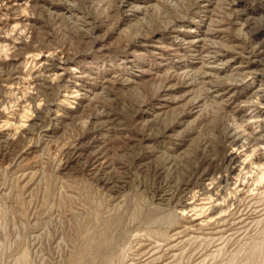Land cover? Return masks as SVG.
Returning a JSON list of instances; mask_svg holds the SVG:
<instances>
[{"label":"rangeland","instance_id":"rangeland-1","mask_svg":"<svg viewBox=\"0 0 264 264\" xmlns=\"http://www.w3.org/2000/svg\"><path fill=\"white\" fill-rule=\"evenodd\" d=\"M263 53L264 0H0V264H264V182L245 168L264 153L235 149L232 175L227 158L234 128L260 133L264 78L236 67ZM66 57L101 94L72 119L71 72L41 77Z\"/></svg>","mask_w":264,"mask_h":264},{"label":"bare ground","instance_id":"bare-ground-1","mask_svg":"<svg viewBox=\"0 0 264 264\" xmlns=\"http://www.w3.org/2000/svg\"><path fill=\"white\" fill-rule=\"evenodd\" d=\"M133 3V2H132ZM140 8V7H139ZM191 29V28H190ZM180 31H183V29H180ZM191 31H194L193 29L192 30H189V32H191ZM179 32V31H178ZM259 32V31H258ZM207 34V33H206ZM205 34V35H206ZM193 35V34H192ZM204 35V34H203ZM203 35H200V34H196V36L193 38V40H190V41H188V42H186L187 44H200V43H202V42H204L205 40H206V38H208V37H204ZM176 38V35L174 34L173 36H172V42L174 41V39ZM187 39V38H186ZM177 44V43H176ZM141 46H143L144 48H149V49H155V50H153V52L152 53H154V54H156L155 52L156 51H159L160 53H161V51H163V48H165L164 47V43L159 39V38H157V39H155L154 41H152V42H149V41H146V42H144V43H142L141 44ZM170 46H171V50H172V48L174 47V44H170ZM234 49H236V48H234ZM174 50H176V49H174ZM260 50V49H259ZM259 50H258V52H259ZM177 52H179V50L177 51ZM255 53V52H254ZM261 53V52H260ZM158 54V53H157ZM264 54V53H263ZM160 55V54H159ZM258 55V54H257ZM52 57V56H51ZM254 58V57H253ZM260 58V57H259ZM258 58V59H259ZM261 59V58H260ZM259 59V60H260ZM262 60V59H261ZM49 61H52L51 62V64L49 65V67H51L50 69H49V75H42L41 77L43 78V80H44V83L46 82H48V85H50L49 84V82L51 81V77H53V76H56L58 79L59 78H61L62 79V77H65L64 75L65 74H67L68 72H71V74L73 75V76H71V80L69 79V80H67V82H65V84H67L66 86H65V84H63L67 89H66V94L64 95L65 96V98H66V100H65V104H69L70 103V99L69 98H73V101H72V104H74V105H72V106H70V107H65L64 106V108H68V111L67 112H65L64 114H63V116L65 117V118H69V119H72L73 118V115H74V113H76V114H78L85 106H86V104L87 103H89V104H91L92 103V101L96 98V97H98L99 96V92H98V90H99V88H97L98 87V85H97V83L94 81V77H89V75L87 74V72L85 73V71H83V72H81V71H79L78 69H77V65H72V60H70V58H65L63 61H61V62H55L53 59H51V60H49ZM131 61V60H130ZM261 62V61H260ZM242 64V63H241ZM251 64V63H250ZM60 65V66H59ZM219 66V65H218ZM223 66V65H222ZM250 66V65H249ZM259 66V65H258ZM48 67V66H47ZM217 67V66H216ZM218 68V67H217ZM264 68V67H263ZM60 69V70H59ZM216 69V68H215ZM218 69H220V68H218ZM42 70H43V68H42ZM44 70H46V69H44ZM43 70V71H44ZM78 70V71H77ZM221 70V69H220ZM236 70H237V75H244L243 77H245L246 78V76H248V75H252V76H255V77H253V78H260V77H263L264 78V69L263 70H257L256 68L255 69H252V70H250V68H248L247 66L245 67V66H238V67H236ZM61 71V72H60ZM235 71V70H234ZM45 72H47V71H45ZM51 72V73H50ZM89 72V71H88ZM140 72L141 73H143L144 71H142V70H140ZM42 73V72H41ZM44 73V72H43ZM45 74H47V73H45ZM36 75V74H35ZM93 75V74H92ZM70 76V75H69ZM209 76V75H208ZM116 77V76H115ZM237 77V76H236ZM239 77V76H238ZM9 78V77H8ZM70 78V77H69ZM209 78H210V76H209ZM242 78V77H241ZM251 78V77H250ZM249 78V79H250ZM33 79V78H32ZM72 79H74V80H72ZM114 79V78H113ZM15 80V79H14ZM33 80H35V79H33ZM32 80V81H33ZM39 80H41V79H39ZM127 80H129V77H128V79ZM239 80V79H238ZM243 80V79H242ZM254 80H256V79H254ZM260 80H261V78H260ZM17 81V80H16ZM66 81V80H65ZM102 82V81H101ZM213 82V81H212ZM245 82V81H244ZM249 82V81H248ZM36 83V82H35ZM35 83H33V85L35 84ZM40 84H41V82H39ZM51 83V82H50ZM208 83V82H207ZM239 83V82H238ZM243 83V82H242ZM38 84V83H37ZM36 84V85H37ZM52 84V83H51ZM261 85H262V83H260ZM30 85H32V84H30ZM36 85H34V86H36ZM44 85V84H43ZM104 85V84H103ZM106 85V84H105ZM38 86H40V85H38ZM61 86H62V84H61ZM102 86V85H101ZM216 86V85H215ZM219 87V86H218ZM226 87V86H225ZM228 87V86H227ZM236 87V86H235ZM239 87H237L236 89H238ZM257 88H258V86H257ZM98 89V90H97ZM212 89V88H211ZM39 89L37 88V91H38ZM220 90V89H219ZM218 90V91H219ZM227 90V89H226ZM41 91H42V89H41ZM217 91V92H218ZM224 91V90H223ZM40 92V91H39ZM101 92V91H100ZM214 92V91H213ZM212 92V93H213ZM228 92V91H227ZM226 92V93H227ZM237 92V91H236ZM42 92H40V94H41ZM45 95H48V93L46 94L45 93V91L43 92ZM102 93V92H101ZM221 93V92H220ZM43 94V95H44ZM256 94L258 95V98H257V102H258V105H255V106H253L252 105V107H258V108H260L261 110L263 109L264 110V83H263V85L262 86H260L258 89H256ZM101 95V94H100ZM103 95V94H102ZM223 95V94H222ZM221 95V96H222ZM38 96H40V95H38ZM224 96V98H226V96L225 95H223ZM222 96V97H223ZM236 96V95H235ZM257 97V96H256ZM31 98H33V97H31ZM218 98H219V95H218ZM236 98V97H235ZM250 98V97H249ZM34 99V98H33ZM217 99V98H216ZM239 99V98H238ZM256 99V98H255ZM220 100H222V98L220 99ZM230 100V99H229ZM229 100H227V101H229ZM236 100V99H235ZM247 100H248V98H247ZM250 100V99H249ZM167 101V100H166ZM238 101V100H237ZM251 101V100H250ZM256 101V100H255ZM96 102H98V101H96ZM225 102V101H224ZM232 102H233V100H232ZM231 102V103H232ZM248 102V101H247ZM252 102V101H251ZM30 103V102H29ZM94 103V102H93ZM92 103V104H93ZM254 103V102H253ZM89 104H88V107H89ZM91 104V105H92ZM96 104V103H95ZM101 104V103H100ZM250 104V103H249ZM255 104V103H254ZM164 105H165V103H164ZM228 106V105H227ZM231 106H232V104H231ZM240 106V105H239ZM163 107H165V106H154L153 107V109H155V112L153 111V109H152V113H150V115H157L158 113H160V112H158V110H161ZM243 108V107H242ZM257 108V109H258ZM250 109H252V108H250ZM241 110V109H240ZM254 110V109H253ZM248 111V110H247ZM254 111H258V110H254ZM38 112H39V110H38ZM104 112V111H103ZM151 112V111H150ZM238 112V111H237ZM252 112V111H251ZM263 112V111H262ZM248 113H249V111H248ZM252 113H254V112H252ZM257 113V112H256ZM261 113V112H260ZM73 114V115H72ZM104 114H107V113H104ZM262 114V113H261ZM261 114H260V116H261ZM264 114V113H263ZM108 115V114H107ZM247 115H249V114H247ZM245 116V118L247 117L248 118V116ZM252 115V114H251ZM102 116H103V114H102ZM158 116V115H157ZM244 117V116H243ZM242 117V119L243 120H239V118H238V120L240 121H238V123H243L244 124V122L247 120V119H244ZM254 117V116H253ZM264 117V116H263ZM235 118H236V114H235ZM234 118V119H235ZM108 119V118H107ZM151 118H149L148 120H150ZM252 119V118H251ZM254 119V118H253ZM100 120V119H99ZM147 120V119H146ZM237 120V119H236ZM107 121V120H106ZM109 121H110V119H109ZM101 122V121H100ZM148 122V121H147ZM234 122H235V120H234ZM250 122H254V121H250ZM109 123V122H108ZM237 123V124H238ZM245 123H247V122H245ZM259 125L260 126H258L259 128H260V133H258V134H256V135H254V137H250V136H252V134H248V135H245L244 134V132L245 131H243V133L242 132H240V131H238L239 129H237V128H234L231 132V138H232V140H231V144H233V146L235 147L234 149H233V151H231L228 155H227V158H228V162H229V174H235L236 173V171L238 170V168L239 167H243L245 164H246V162H247V158L244 160V161H241L240 159H241V156L239 155V153H237V152H235V149H237V150H240V149H242L243 150V148H245L246 147V149H245V151L247 152V154H248V158H250V157H252L253 155L254 156H256L257 154V151H261L262 153H264V119L263 118H261V120H259ZM235 124V123H234ZM240 124L238 125V128H239V126H240ZM243 124H241V125H243ZM249 124V123H248ZM252 124V123H251ZM109 126V125H108ZM111 127V126H110ZM234 127V126H233ZM237 127V126H236ZM242 126H240V128H241ZM254 127H256V126H254ZM257 127V128H258ZM106 128V127H105ZM114 128V127H113ZM110 129V128H109ZM256 130V129H255ZM242 131V130H241ZM255 132V131H254ZM258 132V131H257ZM23 136V135H22ZM25 136V135H24ZM23 136V137H24ZM172 135H170V137H171ZM101 137V136H100ZM4 139H10V136H9V138H4ZM252 139V143H248L247 141H249V140H251ZM6 140V141H7ZM96 140V139H95ZM104 141V140H103ZM97 142H98V139H97ZM103 145V144H102ZM101 145V146H102ZM248 145H250V146H248ZM99 146V145H98ZM100 146V147H101ZM147 146V145H146ZM150 145H149V143H148V147H149ZM248 146V147H247ZM100 147L98 148V149H95V151L92 153V161H91V171H92V173L93 174H97V173H99V172H101L102 170H105V169H108L109 168V162L106 160V159H104V156H103V152H102V154H101V151H100ZM103 147V146H102ZM95 148V147H94ZM105 148V147H104ZM147 148V147H146ZM92 151V150H91ZM83 153V152H82ZM79 154V153H78ZM90 154V153H89ZM82 155V154H81ZM86 155H88V154H86ZM84 156V155H83ZM90 155H88V157H89ZM87 157V156H86ZM176 157V156H175ZM105 158H107V157H105ZM87 159V158H86ZM260 159H261V157H259V156H256V163H253L252 162V164H250V165H255V166H257V168H253L252 166H246L245 168H248L249 170H248V172H255V174H256V176H258L257 177V181L259 182V183H261V182H264V162L263 163H261L260 162ZM88 162H89V158H88ZM259 162V163H258ZM107 171V170H106ZM106 171L104 172V173H106ZM103 173V174H104ZM239 176V175H238ZM213 178L211 177V174L210 173H205V181L207 182V181H211ZM188 204H190V203H188ZM210 217H213V216H216L217 214H219L220 213V207H218V206H212V207H210Z\"/></svg>","mask_w":264,"mask_h":264}]
</instances>
